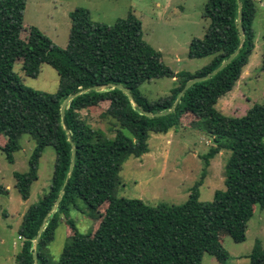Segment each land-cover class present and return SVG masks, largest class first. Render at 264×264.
Masks as SVG:
<instances>
[{
  "label": "trees",
  "instance_id": "trees-1",
  "mask_svg": "<svg viewBox=\"0 0 264 264\" xmlns=\"http://www.w3.org/2000/svg\"><path fill=\"white\" fill-rule=\"evenodd\" d=\"M25 5L26 0H0V155L13 164L22 136L35 142L28 171L13 175L23 201L29 199L31 185L37 181L44 149L53 147L56 159L48 192L22 216L18 230L22 245L15 263L34 264L35 252L37 264H201L204 254L227 264L229 255L221 245L222 237L243 243L255 206L264 211V96L261 104L240 117L226 116L217 109L219 100L236 86L254 50L257 0H207L203 12L207 27L202 39L191 41L188 58L211 60L194 73L177 74L143 41L142 23L131 13L108 26L93 23L87 10H74L68 43L61 49L37 28L23 27ZM239 10L245 40L238 55L216 75L193 84L170 115L145 116L144 112L171 109L187 81L211 73L240 47ZM18 64L31 79L38 77L42 65L51 67L59 78L57 91L44 93L25 87L13 72ZM261 71L264 73V47ZM162 78L175 80L169 95L150 101L140 94L142 84ZM111 85L127 88L137 105ZM95 86L107 89L76 96L61 118V105L69 95ZM101 103H108L100 114L108 124L107 132L92 127L81 114ZM186 116L193 118L191 127L213 140L214 146L204 156L206 166L222 150L231 152L224 190L216 192L212 202L201 203L198 183L180 206L153 207L141 200L119 198L124 163L148 154L150 136L167 134ZM72 151L75 157L68 183L35 244L42 221L69 174ZM7 194L0 186V195ZM78 202L99 214L93 232L80 233L69 219ZM61 217L70 234L54 261L46 251ZM248 259L249 264H264L259 243Z\"/></svg>",
  "mask_w": 264,
  "mask_h": 264
},
{
  "label": "rangeland",
  "instance_id": "rangeland-1",
  "mask_svg": "<svg viewBox=\"0 0 264 264\" xmlns=\"http://www.w3.org/2000/svg\"><path fill=\"white\" fill-rule=\"evenodd\" d=\"M207 0H26L23 27H35L58 48L68 43L70 14L76 9L90 13L95 24L112 26L129 13L142 23L143 41L161 55L162 64L174 74L194 73L210 62V58H188L193 39H202L207 27L203 18ZM254 50L234 89L219 100L217 109L229 117H240L264 96V73L261 71L264 47V0H257L253 21ZM13 72L27 88L37 92L55 93L59 78L49 66L42 65L36 79L25 76L20 65ZM175 80L162 78L141 85L140 94L150 101L169 95ZM108 107L101 103L96 108L81 112L94 128L107 132L108 124L100 114ZM191 116L167 134H153L148 141L149 153L140 158H129L119 174V198L141 200L149 206H180L184 204L194 186L198 188V201L210 203L218 191L224 190V172L231 155L222 150L206 166L204 156L214 146L204 131L191 127ZM112 136V135H110ZM264 142V139H263ZM21 150L14 153L13 164L0 155V186L8 191L0 195V264H16L22 240L18 236L22 216L49 190L56 155L53 147H46L38 162L37 181L31 185L30 196L23 201L15 189V173L28 171V161L35 142L28 136L20 139ZM71 210L69 219L80 233L93 232L99 223V214L89 212L82 202ZM103 210V208H102ZM65 219L61 217L55 238L47 248V256L57 261L69 235ZM256 243L264 250V211L255 206L253 217L247 225L246 240L235 243L227 235L221 245L229 255L227 264H249L248 256ZM201 264H219L207 254Z\"/></svg>",
  "mask_w": 264,
  "mask_h": 264
},
{
  "label": "water",
  "instance_id": "water-1",
  "mask_svg": "<svg viewBox=\"0 0 264 264\" xmlns=\"http://www.w3.org/2000/svg\"><path fill=\"white\" fill-rule=\"evenodd\" d=\"M240 17H241V12L239 10V15H238V23H237V28H238V32H239V38H240V47L232 54L228 57V59L223 62L217 69H215L214 71H212L211 73L205 75V76H201V77H195L189 81H187L184 85V87L182 88V90L180 91V93L178 94L175 102L173 103L171 109H169L168 111L166 112H163V113H156V114H152L150 112H144V115L147 116V117H153V118H159V117H165V116H168L170 115L174 110L175 108L177 107V105L179 104L182 96L185 94V92L195 83H198V82H202V81H205L207 79H209L210 77L216 75L219 71H221L225 66H227L239 53L240 51V48L242 47L243 45V42L245 40V37H244V34H243V30H242V26H241V23H240ZM111 89H118L120 91H122L123 93H125L129 99L131 100L132 104L134 106H136V102L134 101L133 99V96L132 94L129 92V90L121 85H111L110 86ZM104 90V89H107V87H98V86H95V87H91V88H88V89H81L79 91H77L76 93L72 94V95H69L65 100L64 102L62 103L61 105V109H60V113H61V118L64 119V113H65V110L69 104V102L75 98L76 96L82 94V93H85V92H88V91H91V90ZM74 157H75V153L74 151H72V157H71V163H70V169H69V174L67 175L66 177V180L64 182V185H63V188L62 190L60 191L58 197H57V200L55 201L54 205L51 207L50 211L47 213V215L44 217L43 221H42V224L38 230V233H37V238H36V241H35V244L37 243V239L39 238L41 232L43 231L44 227H45V224L48 220V218L50 217V215L55 211L57 205L59 204L60 200H61V197L63 195V189L66 187L67 183H68V179L70 177V173L72 171V168H73V165H74ZM33 260H34V264H37V255L36 253L34 252L33 255Z\"/></svg>",
  "mask_w": 264,
  "mask_h": 264
}]
</instances>
